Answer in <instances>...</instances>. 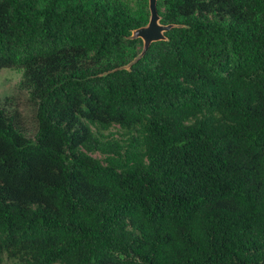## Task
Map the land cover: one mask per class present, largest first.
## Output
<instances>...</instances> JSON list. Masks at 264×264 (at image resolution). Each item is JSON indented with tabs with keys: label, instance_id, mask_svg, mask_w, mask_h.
<instances>
[{
	"label": "trees",
	"instance_id": "16d2710c",
	"mask_svg": "<svg viewBox=\"0 0 264 264\" xmlns=\"http://www.w3.org/2000/svg\"><path fill=\"white\" fill-rule=\"evenodd\" d=\"M156 8L0 0V264H264V0Z\"/></svg>",
	"mask_w": 264,
	"mask_h": 264
},
{
	"label": "rangeland",
	"instance_id": "374dc122",
	"mask_svg": "<svg viewBox=\"0 0 264 264\" xmlns=\"http://www.w3.org/2000/svg\"><path fill=\"white\" fill-rule=\"evenodd\" d=\"M21 76V71L17 69L0 71V102L6 101V106L19 110L22 115V130L28 137L32 138L36 130L33 117L34 108L28 101L27 93L19 87ZM116 130L117 128L110 129L112 132Z\"/></svg>",
	"mask_w": 264,
	"mask_h": 264
},
{
	"label": "water",
	"instance_id": "95a60500",
	"mask_svg": "<svg viewBox=\"0 0 264 264\" xmlns=\"http://www.w3.org/2000/svg\"><path fill=\"white\" fill-rule=\"evenodd\" d=\"M156 1L157 0H148L149 20L147 25L132 32V39H140L142 41L141 53L133 63L144 56L152 43L164 41L166 39L164 34L174 27L172 24L163 25L160 23Z\"/></svg>",
	"mask_w": 264,
	"mask_h": 264
}]
</instances>
